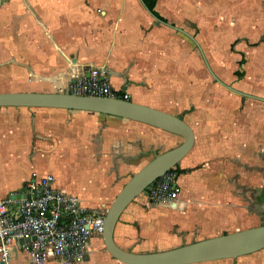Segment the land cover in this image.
Instances as JSON below:
<instances>
[{"label":"crops","instance_id":"obj_1","mask_svg":"<svg viewBox=\"0 0 264 264\" xmlns=\"http://www.w3.org/2000/svg\"><path fill=\"white\" fill-rule=\"evenodd\" d=\"M155 10L165 22L142 0H2L0 6V92H70L76 80L99 69L114 92L191 127L194 143L176 166L175 203L151 202L144 192L115 225L116 244L139 252L264 223V101L220 83L264 98V0H156ZM190 23L205 55L217 63L212 72L220 82L206 66L190 68L193 59L199 65V55L177 30L186 32ZM234 80L247 81L250 89H238ZM179 140L96 112L0 107V199L18 198L33 172L49 173L54 186L82 207L106 212L128 179L172 146L158 147ZM142 148L146 154L135 162ZM68 155L81 158L83 171L95 180L77 184L53 173ZM93 238L78 264L103 258L125 264L101 248L99 236ZM10 254L9 264H32L18 244ZM43 264L61 263L49 257ZM193 264H264V248Z\"/></svg>","mask_w":264,"mask_h":264},{"label":"water","instance_id":"obj_2","mask_svg":"<svg viewBox=\"0 0 264 264\" xmlns=\"http://www.w3.org/2000/svg\"><path fill=\"white\" fill-rule=\"evenodd\" d=\"M1 3L2 0H0V6ZM177 30L194 41L198 49L201 50L192 35L182 29ZM203 59L205 60L204 56ZM207 67L212 76L218 80L208 65ZM220 83L242 96L264 101L262 97L248 95L222 82ZM8 106L47 107L96 112L141 122L182 138V142L179 145L156 154L135 172L121 187L107 208L103 217L101 238L106 251L114 259L125 264H193L237 258L264 248V224L182 244L166 250L151 252L125 250L114 241L115 225L127 205L142 194L158 178L174 168L192 148L194 134L191 127L182 118L163 110L119 97L80 95L70 92H0V107Z\"/></svg>","mask_w":264,"mask_h":264},{"label":"built area","instance_id":"obj_3","mask_svg":"<svg viewBox=\"0 0 264 264\" xmlns=\"http://www.w3.org/2000/svg\"><path fill=\"white\" fill-rule=\"evenodd\" d=\"M89 73L74 82L70 93L117 97L102 71ZM129 98L123 94V99ZM54 180L52 174L33 172L18 198L0 199V264H9L13 244L31 256L32 264H43L49 257L78 264L88 254L90 238L101 237L105 212L82 207L76 196L57 189ZM144 192L151 202L174 204L180 193L177 171L170 169Z\"/></svg>","mask_w":264,"mask_h":264},{"label":"rangeland","instance_id":"obj_4","mask_svg":"<svg viewBox=\"0 0 264 264\" xmlns=\"http://www.w3.org/2000/svg\"><path fill=\"white\" fill-rule=\"evenodd\" d=\"M186 32L194 37L195 41L198 43V45L201 48V50H199L198 46L194 43V41H192L190 38H188L186 36V45L187 46L189 45L190 49L194 53L198 54L199 58H200L199 65H197V63L194 61V59L191 61V63L188 62L189 65H190V68L191 69H196V68L200 69V66L202 65V66H206V70L209 71V69L207 67V65H208L209 68L212 71L217 73V71L219 70V68L217 67V63L215 64L214 61H210L211 57H209L207 54L205 55L206 52L204 50V47H202V45H200V42H199V31H198V28L196 27V25L194 23H190V25L186 24ZM187 46H186V48H187ZM201 51H202V53H201ZM191 54H193V53H191ZM202 54H203V56H204L206 61H204L203 57H201ZM242 59H243V61H246L245 57L242 58ZM244 66H245V64H244ZM240 70H243V67H240ZM221 78L223 80H225V81L229 80V79L225 78L224 75L221 76ZM210 79H212V78L210 77ZM234 81L236 82L235 86L238 89L245 90V91H247V89H250L249 88L250 84L247 81H243V82H238L236 80H234ZM239 81H240V79H239ZM1 87L2 86H0V89H1ZM181 141L182 140H179L178 142L174 141V142L169 143L168 145L158 147L157 151L158 150H162L163 151V149L167 148L166 146H168V147L172 146L171 148H173V147L179 145L181 143ZM146 148L145 149L142 148L140 153L137 154V157H135L136 159H134L135 162H138V161L142 160V158H144L143 156H145L144 154H146V153H144L146 151ZM80 159L81 158H77L75 156L68 155L67 158H65L63 160L64 163H61L62 166L61 165H59L58 167L52 166L51 169H52L53 173H55L58 177H60L62 179L64 178L63 180H68L69 179V180H71L73 182H76L77 184H81V183L90 184L92 182V179L93 180H95V179L93 177L88 176L87 172L83 171V170H86L87 165L85 164L84 161H82ZM53 165H54V163H53ZM50 167H51V165H50ZM62 169L65 172H61L60 170H62ZM20 170L21 171L25 170V167H21ZM263 222H264V219H263ZM260 225H262V224H260ZM94 237L95 238H93V239H96V238L98 239V236H94ZM116 242H118V241H116ZM192 242H194V241H192ZM92 244H93V242H92ZM117 244H119V243H117ZM183 244H187V240H184ZM180 245H182V244L180 242L179 243L177 242L176 244H170V245H167L166 247H164V246H162V247L161 246L160 247H150L145 252H151V251H156V250L157 251L166 250V249L174 248V247H177V246H180ZM101 248L103 250H105L102 238H101ZM133 252H139V248L136 247ZM98 263L99 264H108L109 262L106 261V258H103V259L99 260ZM92 264H95V262L93 261Z\"/></svg>","mask_w":264,"mask_h":264},{"label":"trees","instance_id":"obj_5","mask_svg":"<svg viewBox=\"0 0 264 264\" xmlns=\"http://www.w3.org/2000/svg\"><path fill=\"white\" fill-rule=\"evenodd\" d=\"M142 2L145 4L146 8L149 10V12L153 16H155V17L159 18L161 21L165 22V20L161 16H159L158 12L155 10L156 0H142ZM243 62L244 61L242 59V60H240L239 64L241 65V64H243ZM116 96L119 98H123V93H116ZM176 166L177 165H175V167H174L175 170H176ZM177 172L179 174V172H181V171H177Z\"/></svg>","mask_w":264,"mask_h":264}]
</instances>
